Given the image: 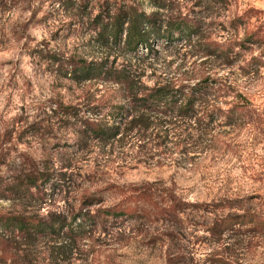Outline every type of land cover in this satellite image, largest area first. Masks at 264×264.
Masks as SVG:
<instances>
[{"label": "rangeland", "instance_id": "1", "mask_svg": "<svg viewBox=\"0 0 264 264\" xmlns=\"http://www.w3.org/2000/svg\"><path fill=\"white\" fill-rule=\"evenodd\" d=\"M72 1L0 0V175L12 179L31 164L47 177L32 197L0 196V211L69 215L89 195L96 206L131 209L149 184L185 202L238 198L264 211V0H126L194 28L135 53L123 37L101 42L97 3L82 13ZM81 58L124 65L130 87L76 81L68 62ZM203 79L209 88L185 113L177 108L185 98L171 109L133 107L136 94L167 86L187 95ZM116 105L123 111L112 116ZM87 124L117 134L102 138ZM179 217L89 224L74 241L29 245L34 264L55 256L56 264H264V231L242 226L218 239L205 231L202 207Z\"/></svg>", "mask_w": 264, "mask_h": 264}, {"label": "trees", "instance_id": "2", "mask_svg": "<svg viewBox=\"0 0 264 264\" xmlns=\"http://www.w3.org/2000/svg\"><path fill=\"white\" fill-rule=\"evenodd\" d=\"M94 3H97L99 7V12L92 19L98 28V38L103 43L118 45L123 37L122 46L128 53H135L138 46L142 45L152 51L151 41L170 42L175 32L183 35L184 32L191 33L194 29L184 22L183 18L162 22L154 15L138 10L135 5L126 0H73L70 5L82 13H87L89 4ZM113 62L114 60L109 63L107 59H74L73 62H68V71L76 81L98 77L114 80L116 83L127 82L130 87V72L124 65L114 66ZM207 81L203 79L196 83L187 95L179 89L172 90L167 86L155 87L140 96L136 94L133 107L139 111H155L159 107L171 109L177 101L185 98V104L177 107L185 113L191 109L194 100L207 91L209 88ZM69 108L71 106H67L65 111H70ZM117 110L122 112L123 108L116 105L110 114L113 116ZM87 126L94 135L102 138H113L117 134L115 132L117 126L101 125L95 128L91 124ZM24 166L21 172L12 179L3 181L0 175L1 197L9 195L11 197H32V189L39 188L47 182L46 174L35 170V166L31 164L28 168ZM155 187L156 185L150 184L143 186L137 192L141 204L131 209L126 206L117 208L118 205L96 206L99 203L98 198L94 199L93 195H89L82 199L80 209L69 215L49 212L41 216L0 211V264H34L35 260L29 244L40 238L63 236L67 241H74L85 237L89 224L105 226L114 224L119 219L136 222L156 216L169 221L180 220V213L185 212L189 207L194 210L202 207L207 215L205 231L211 237L220 239L223 234L242 226L264 231V211L253 209L241 203L238 198H223L207 204L190 203L182 200L170 188L161 187L158 190ZM91 207L94 208L91 210ZM225 209L228 211L224 212ZM66 245L68 246L65 240L60 247ZM8 259H10L9 262ZM56 259L57 256L52 257L51 262L56 264ZM223 264H229V262L224 260Z\"/></svg>", "mask_w": 264, "mask_h": 264}]
</instances>
